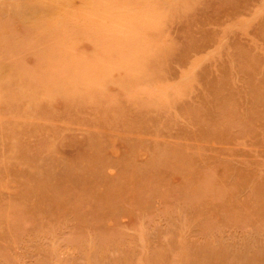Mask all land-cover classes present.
Returning a JSON list of instances; mask_svg holds the SVG:
<instances>
[{"label":"rangeland","instance_id":"obj_1","mask_svg":"<svg viewBox=\"0 0 264 264\" xmlns=\"http://www.w3.org/2000/svg\"><path fill=\"white\" fill-rule=\"evenodd\" d=\"M0 264H264V0H0Z\"/></svg>","mask_w":264,"mask_h":264}]
</instances>
